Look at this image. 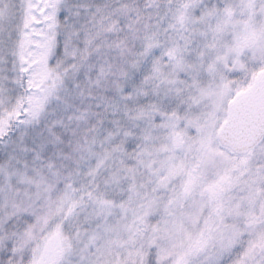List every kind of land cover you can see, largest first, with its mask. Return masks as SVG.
Wrapping results in <instances>:
<instances>
[{
    "label": "snow or ice",
    "instance_id": "1",
    "mask_svg": "<svg viewBox=\"0 0 264 264\" xmlns=\"http://www.w3.org/2000/svg\"><path fill=\"white\" fill-rule=\"evenodd\" d=\"M0 264H264V0H0Z\"/></svg>",
    "mask_w": 264,
    "mask_h": 264
}]
</instances>
